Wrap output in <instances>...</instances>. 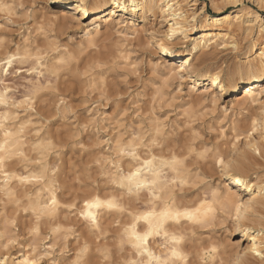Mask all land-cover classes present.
<instances>
[{
  "label": "clouds",
  "instance_id": "1",
  "mask_svg": "<svg viewBox=\"0 0 264 264\" xmlns=\"http://www.w3.org/2000/svg\"><path fill=\"white\" fill-rule=\"evenodd\" d=\"M0 264H264V0H0Z\"/></svg>",
  "mask_w": 264,
  "mask_h": 264
}]
</instances>
